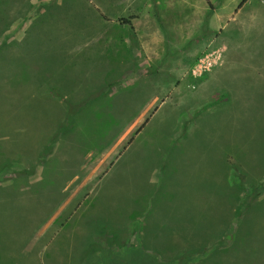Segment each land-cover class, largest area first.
<instances>
[{
  "label": "rangeland",
  "instance_id": "rangeland-1",
  "mask_svg": "<svg viewBox=\"0 0 264 264\" xmlns=\"http://www.w3.org/2000/svg\"><path fill=\"white\" fill-rule=\"evenodd\" d=\"M186 1L0 0V264H264V0Z\"/></svg>",
  "mask_w": 264,
  "mask_h": 264
},
{
  "label": "crops",
  "instance_id": "crops-1",
  "mask_svg": "<svg viewBox=\"0 0 264 264\" xmlns=\"http://www.w3.org/2000/svg\"><path fill=\"white\" fill-rule=\"evenodd\" d=\"M197 6H203L205 7V9L210 12V19L205 21V25L207 29H204V31L208 30V32L215 34L217 32V34H220L224 31V26L221 19L218 17V15L212 10V6L213 5H222V6H232V5H238L240 0H195ZM248 0H243V2L241 3V6L244 3H247ZM187 6H190V1L187 0L186 1ZM238 12V11H237ZM107 19V18H106ZM123 19H119L117 20V22L119 23V21H121ZM232 18H229V22H232ZM207 22V23H206ZM125 27V26H124ZM202 29V28H201ZM202 29V30H203Z\"/></svg>",
  "mask_w": 264,
  "mask_h": 264
},
{
  "label": "trees",
  "instance_id": "trees-1",
  "mask_svg": "<svg viewBox=\"0 0 264 264\" xmlns=\"http://www.w3.org/2000/svg\"><path fill=\"white\" fill-rule=\"evenodd\" d=\"M129 22H130V19H126V20L119 21V23H120L121 26H123V27L125 26V27L130 28V23Z\"/></svg>",
  "mask_w": 264,
  "mask_h": 264
}]
</instances>
